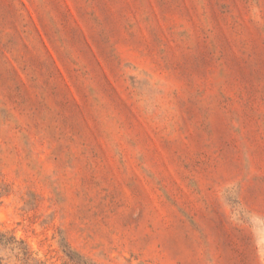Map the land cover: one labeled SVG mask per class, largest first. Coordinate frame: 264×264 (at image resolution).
<instances>
[{"label":"rangeland","instance_id":"rangeland-1","mask_svg":"<svg viewBox=\"0 0 264 264\" xmlns=\"http://www.w3.org/2000/svg\"><path fill=\"white\" fill-rule=\"evenodd\" d=\"M0 264H264V0H0Z\"/></svg>","mask_w":264,"mask_h":264}]
</instances>
